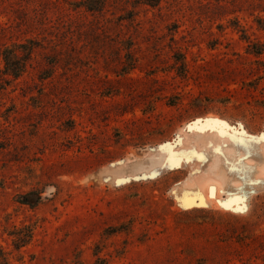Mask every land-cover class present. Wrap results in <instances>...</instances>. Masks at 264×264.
Here are the masks:
<instances>
[{"label": "rangeland", "instance_id": "obj_1", "mask_svg": "<svg viewBox=\"0 0 264 264\" xmlns=\"http://www.w3.org/2000/svg\"><path fill=\"white\" fill-rule=\"evenodd\" d=\"M81 3L0 0V264H264V187L206 190L264 181V0Z\"/></svg>", "mask_w": 264, "mask_h": 264}, {"label": "bare ground", "instance_id": "obj_2", "mask_svg": "<svg viewBox=\"0 0 264 264\" xmlns=\"http://www.w3.org/2000/svg\"><path fill=\"white\" fill-rule=\"evenodd\" d=\"M233 138L235 139V137ZM252 157L253 156L251 153V148L244 141L233 140L231 145L227 146L226 152L220 155L221 164L219 166L220 167L219 176L222 180V184L221 185L218 184L219 186L210 184L208 188H206L207 195L210 201L211 200L214 201L217 198V195H219L218 190L221 189V191L224 192L227 196V198H225L224 205H227V207H229L232 204L240 201L238 192L244 193L246 191L245 193H247L248 190L251 191L256 188L258 189V188L264 187V181L263 180L258 181L255 175L256 169H257L255 165L259 163L261 164V162L256 163L255 165H250L247 163L248 159H252ZM259 157L262 159L261 156ZM256 159L259 160V158H256ZM237 183H239L238 186L236 185ZM248 193H252V192H248ZM218 198L220 200L221 197H218ZM222 200L224 199H221V201ZM220 206H223V205L221 204Z\"/></svg>", "mask_w": 264, "mask_h": 264}, {"label": "trees", "instance_id": "obj_3", "mask_svg": "<svg viewBox=\"0 0 264 264\" xmlns=\"http://www.w3.org/2000/svg\"><path fill=\"white\" fill-rule=\"evenodd\" d=\"M160 0H143V4L150 7L158 5ZM105 0H82L81 7L86 11L95 13L100 12L104 6ZM33 47L28 43L20 45H12L5 47L1 52L3 67H0V85L9 82V79L16 80L22 76L30 60ZM251 54L260 55L261 50H253ZM180 68H184V61L180 59ZM21 240V239H19ZM26 244L24 239L17 245V248H21Z\"/></svg>", "mask_w": 264, "mask_h": 264}]
</instances>
